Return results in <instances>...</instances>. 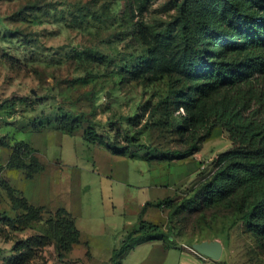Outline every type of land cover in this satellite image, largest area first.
<instances>
[{
    "label": "rangeland",
    "instance_id": "rangeland-1",
    "mask_svg": "<svg viewBox=\"0 0 264 264\" xmlns=\"http://www.w3.org/2000/svg\"><path fill=\"white\" fill-rule=\"evenodd\" d=\"M210 2L0 0V132L18 137L28 125L73 121L78 132L94 127L130 151L162 156L188 149L193 141L173 125L186 110L172 101L173 91L191 82L180 66L184 11L204 12L201 5ZM233 145L217 125L200 150L157 166L154 178L170 184L164 190L189 180L165 206L163 227L175 244L222 240L218 264H264V237L242 213L202 204L201 187ZM72 219L62 209L30 207L0 175V264H95Z\"/></svg>",
    "mask_w": 264,
    "mask_h": 264
},
{
    "label": "trees",
    "instance_id": "trees-1",
    "mask_svg": "<svg viewBox=\"0 0 264 264\" xmlns=\"http://www.w3.org/2000/svg\"><path fill=\"white\" fill-rule=\"evenodd\" d=\"M201 7L204 12L184 11L186 48L180 66L191 82L175 89L172 96V101L186 110L173 125L193 143L175 154L157 156L148 151L146 155L170 162L190 156L200 150L214 126L225 127L234 145L220 155V167L201 187L202 204L234 207L250 230L264 237V0H211L207 7ZM60 128L77 131L73 121ZM84 135L90 141L110 145L116 152H130L94 127H88ZM14 148L9 166L25 167L29 175L42 169L27 143H16ZM173 200L169 196L147 205L165 207ZM73 220L71 225L79 234ZM171 238L163 225L142 219L114 250L111 260L103 264H121L124 255L141 240Z\"/></svg>",
    "mask_w": 264,
    "mask_h": 264
},
{
    "label": "crops",
    "instance_id": "crops-1",
    "mask_svg": "<svg viewBox=\"0 0 264 264\" xmlns=\"http://www.w3.org/2000/svg\"><path fill=\"white\" fill-rule=\"evenodd\" d=\"M22 130L18 137L3 133L7 137L4 144L0 142L1 179L12 183L30 205L66 210L86 239L95 264L110 261L114 250L142 219L164 225L168 219L165 207L147 203L174 196L179 186L189 181L181 180L175 192L164 190L170 184L158 182L153 174L157 166L170 161L150 158L141 151L116 152L108 144L88 140L84 133L53 125L32 124ZM19 142L32 147L43 162L33 175L25 167L9 166ZM140 251L144 256L137 264L214 261L194 244H175L171 238L137 242L121 264Z\"/></svg>",
    "mask_w": 264,
    "mask_h": 264
},
{
    "label": "water",
    "instance_id": "water-1",
    "mask_svg": "<svg viewBox=\"0 0 264 264\" xmlns=\"http://www.w3.org/2000/svg\"><path fill=\"white\" fill-rule=\"evenodd\" d=\"M194 247L201 253L215 260H221L224 252V244L220 239H204L195 242Z\"/></svg>",
    "mask_w": 264,
    "mask_h": 264
},
{
    "label": "built area",
    "instance_id": "built-area-1",
    "mask_svg": "<svg viewBox=\"0 0 264 264\" xmlns=\"http://www.w3.org/2000/svg\"><path fill=\"white\" fill-rule=\"evenodd\" d=\"M3 139V134L0 132V141ZM1 173H2V165H1V163H0V175H1ZM213 259V258H212ZM207 264H218L217 263V260H215L214 259V261H212V262H209V263H207Z\"/></svg>",
    "mask_w": 264,
    "mask_h": 264
}]
</instances>
